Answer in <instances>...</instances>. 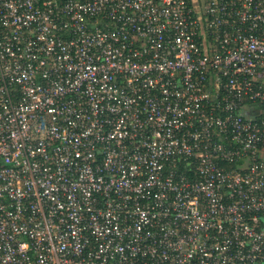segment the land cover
Returning <instances> with one entry per match:
<instances>
[{
	"label": "built area",
	"instance_id": "obj_1",
	"mask_svg": "<svg viewBox=\"0 0 264 264\" xmlns=\"http://www.w3.org/2000/svg\"><path fill=\"white\" fill-rule=\"evenodd\" d=\"M0 264H264V0H0Z\"/></svg>",
	"mask_w": 264,
	"mask_h": 264
}]
</instances>
